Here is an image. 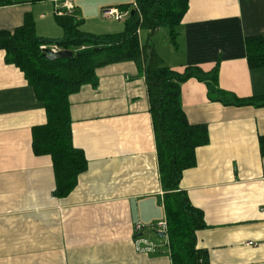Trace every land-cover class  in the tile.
Listing matches in <instances>:
<instances>
[{
  "label": "crops",
  "instance_id": "crops-1",
  "mask_svg": "<svg viewBox=\"0 0 264 264\" xmlns=\"http://www.w3.org/2000/svg\"><path fill=\"white\" fill-rule=\"evenodd\" d=\"M126 5L135 0H0V30L14 32L30 13L38 36L61 38L56 13L71 7L82 31L119 33L124 24L103 11ZM249 37L264 39V0H190L177 49L169 42L162 52L153 41L173 71L219 65L221 90L263 103L264 65L249 66ZM96 74V86L70 97L73 143L88 169L57 198L52 158L33 151V130L47 123L45 107L0 50V264H172L167 235L154 230L167 219L145 73L127 61ZM182 105L188 121L207 125L210 136L180 182L204 213L198 248L210 264H264V107L213 101L197 79L182 85Z\"/></svg>",
  "mask_w": 264,
  "mask_h": 264
},
{
  "label": "trees",
  "instance_id": "trees-1",
  "mask_svg": "<svg viewBox=\"0 0 264 264\" xmlns=\"http://www.w3.org/2000/svg\"><path fill=\"white\" fill-rule=\"evenodd\" d=\"M189 4L190 0H135V6L120 8L129 11L124 30L102 35L82 31V22L75 12L56 13V21L64 30V36L56 39L38 36L34 17L29 13L14 32L0 30V50L5 51L7 64L15 65L24 73L45 107L47 123L34 128L33 151L38 156L52 158L56 179L53 194L57 198L67 197L76 188L79 176L88 169L84 151L73 143L70 97L84 85L96 86V71L102 66L127 61L138 64L145 73L172 264H210L208 252L199 249L197 243V232L207 226L204 213L180 189L183 173L197 165L196 150L208 145L210 136L207 125H193L188 121L182 105V85L191 79L204 82L210 99L225 105L264 107V102L238 98L221 90L219 65L211 72L187 67L179 73L164 63L152 37L167 27L170 42L177 49V28ZM143 31L149 34L145 44L140 42ZM42 46H57L60 50L72 51L74 56L50 61L44 58ZM246 47L249 66L262 67L264 39L249 37ZM260 148L264 155V137L260 138Z\"/></svg>",
  "mask_w": 264,
  "mask_h": 264
},
{
  "label": "built area",
  "instance_id": "built-area-1",
  "mask_svg": "<svg viewBox=\"0 0 264 264\" xmlns=\"http://www.w3.org/2000/svg\"><path fill=\"white\" fill-rule=\"evenodd\" d=\"M62 12H65V11H62V10H58L57 11V14H63ZM68 13H72V8L71 7H68V11H66ZM103 16L105 18H108V19H113L114 21H117V22H120V21H123L124 19L128 18L129 16V11H122L120 9H106L103 11ZM46 49H51L53 50L54 52H58V51H61L57 46H42L41 47V50L44 51ZM144 229V225L141 224V223H138L135 227V230L137 233L141 232L142 230ZM154 230L155 232H164L166 233L167 235V231H168V224H167V220H163V221H160L158 222L155 227H154Z\"/></svg>",
  "mask_w": 264,
  "mask_h": 264
},
{
  "label": "rangeland",
  "instance_id": "rangeland-1",
  "mask_svg": "<svg viewBox=\"0 0 264 264\" xmlns=\"http://www.w3.org/2000/svg\"><path fill=\"white\" fill-rule=\"evenodd\" d=\"M112 21H114L113 19H112ZM125 21H126V19L124 20V21H120V22H115V23H119V24H124L125 25ZM124 30V29H123ZM145 34H144V36H143V38H144V40H145V42L149 39V34L147 33V32H144ZM112 34V33H111ZM96 35H102V34H96ZM153 39H157V44H158V48L163 52V51H165L168 47H169V31H168V29L167 28H161V31H159V32H157V34H155L153 37H152V43L154 44V41H153ZM171 43V42H170ZM172 46H174L173 44H172Z\"/></svg>",
  "mask_w": 264,
  "mask_h": 264
},
{
  "label": "water",
  "instance_id": "water-1",
  "mask_svg": "<svg viewBox=\"0 0 264 264\" xmlns=\"http://www.w3.org/2000/svg\"><path fill=\"white\" fill-rule=\"evenodd\" d=\"M133 14H134V11L131 12V15ZM43 56L47 60L57 61V60H62V59H70L74 56V54L72 51L61 50L58 52H54L51 49H46L43 51ZM156 233L158 234L159 237H162V238L166 237V233L164 232H156Z\"/></svg>",
  "mask_w": 264,
  "mask_h": 264
}]
</instances>
